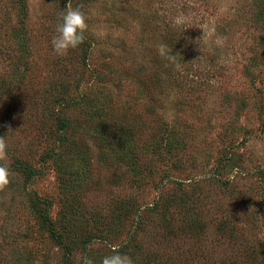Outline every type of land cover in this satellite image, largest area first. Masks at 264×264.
<instances>
[{
  "label": "rangeland",
  "instance_id": "rangeland-1",
  "mask_svg": "<svg viewBox=\"0 0 264 264\" xmlns=\"http://www.w3.org/2000/svg\"><path fill=\"white\" fill-rule=\"evenodd\" d=\"M185 1L71 0L92 35L84 57L75 49L55 53L48 29L56 31L60 15L51 0H27L26 19L14 1L0 0V137L7 144L0 163L14 191L7 213L0 210V244L7 233L27 234L4 246L0 264H79L82 256L100 264L112 246L134 264H264V59L251 61L263 37L238 18L225 32L209 29L234 22L242 0H187L183 10ZM178 15L188 31L200 24L188 65L210 85L191 87L198 91L184 100L189 106L174 90L149 112L148 96L158 90L140 96L122 68L132 59L151 68L154 33L168 29L162 21L176 27ZM204 26L208 35L196 43ZM15 64L20 77L13 78ZM100 92L134 104L126 120L148 129L133 162L118 161L117 146L99 144L82 112L64 105ZM17 163L36 177L12 170ZM96 240L103 243L89 247Z\"/></svg>",
  "mask_w": 264,
  "mask_h": 264
},
{
  "label": "trees",
  "instance_id": "trees-1",
  "mask_svg": "<svg viewBox=\"0 0 264 264\" xmlns=\"http://www.w3.org/2000/svg\"><path fill=\"white\" fill-rule=\"evenodd\" d=\"M14 1V2H13ZM235 3H238L239 0H233ZM13 5L17 4V8L19 13L22 14L23 18H27V9L28 3L27 0H12ZM17 2V3H15ZM51 5L55 6L57 11H59V15L61 16V12L64 11L65 7H60V0H58V4L54 3V0H51ZM186 4L183 2L181 9L187 10L186 7L188 1H185ZM248 2V3H247ZM96 3V2H95ZM249 10L250 15H246V11ZM58 13V12H57ZM240 21L238 23L245 24L248 30L255 35H260L263 38H260L256 44V48L258 53L254 55V58L251 61L258 60L263 61L264 59V0H242L240 3L239 8H235V13H233V20L236 19L234 22H226L224 25L209 27L212 32L216 34V32H225L229 26H233L232 23H236L238 19ZM57 24L60 23V19L56 20ZM53 21V22H54ZM163 27H167L165 31H161L159 33H154V38H156V44L164 43L166 44L171 50L173 54L176 55V64H179V68L176 67V64L169 62L168 60L162 58L159 54H157V58L152 61H148L149 64L152 65L151 68L145 67V64L132 59L130 64H125L122 70L125 71V76L135 81L141 89L140 96H145L146 92L148 91L149 87H152L155 90H158L160 95L153 97V95L148 96L150 104L148 106L147 111L154 112L155 111V104H158L159 100L163 98H167L168 96H172V92L175 90L177 93H180L181 98L179 99V104L182 102L183 107L189 106L185 104V99L189 97L190 94L196 91H192L191 87L199 86L200 88L208 87L210 84L209 82L204 83L202 80L205 78V74L200 70L199 67L194 68L191 65V54L193 52L192 48L194 46V40H191L190 35L196 34L195 29L199 30V22L192 23L190 28L191 30L188 31L185 29V26H176L174 27L171 24L162 21ZM149 23V22H148ZM231 23V24H229ZM213 24V23H212ZM52 26V24H49ZM211 26V23H210ZM165 27V28H166ZM57 29V27H56ZM48 34H55L56 31L48 29ZM225 33L224 35H226ZM86 39L83 44L79 45L75 50H82L81 55L86 57L89 52L92 51V35H85ZM199 38V37H198ZM197 41V40H195ZM156 45V46H157ZM158 52V51H157ZM129 59H126L129 63ZM17 63L19 59H16ZM147 63V64H148ZM75 68V66L73 67ZM19 65L15 64L12 68V77H20L19 73ZM66 70V68H65ZM69 70H71L69 68ZM184 79V80H183ZM64 95L60 98L63 99ZM187 100V99H186ZM136 104V103H135ZM66 109L71 107L73 110H77L82 112V115L86 117L85 121L88 120L87 125L91 128L94 136L93 139L98 141L99 144L102 146L108 147L109 145L117 146L119 150V154L116 155V159L120 162L135 159L134 149L135 143L146 140L149 135L147 134V128L145 124L136 125L130 123V121L126 120L127 112H131L132 107L134 104L125 102L124 104L121 101H111L109 96L102 95L100 92L97 96L93 95L92 97L87 96V94H83L75 99H70L65 103ZM124 105V106H122ZM161 106V104H160ZM161 108V107H160ZM194 107L190 106L188 109H193ZM199 111V109H195ZM196 111V112H197ZM78 123V122H76ZM147 125V124H146ZM62 129L69 130V121L62 119ZM66 143L73 142V135L72 138L66 137L63 139ZM168 138L166 139V143ZM12 170L17 172H22L23 174H28L30 180L36 177V174L32 171V169L26 164H16L13 166ZM14 191L11 189V186H7L3 191H0V210L3 212L8 211V200L9 198L12 199L11 195ZM11 201V200H10ZM31 208L35 209V206L31 203ZM43 223L48 226L49 230L51 231L52 236L60 239L61 237L55 234L54 225L52 221L48 218L47 215L43 217ZM7 240H3L0 244V253L4 251V246L9 245L14 242V244L22 243L20 240L25 238L27 234L14 232V234L7 233ZM12 239V240H11ZM91 237H88L85 240V244H89L91 241ZM27 241V238H25ZM13 245V244H12ZM11 246V245H10ZM13 249L16 247L13 245ZM11 251L12 248L9 247ZM2 260H0V263Z\"/></svg>",
  "mask_w": 264,
  "mask_h": 264
},
{
  "label": "clouds",
  "instance_id": "clouds-1",
  "mask_svg": "<svg viewBox=\"0 0 264 264\" xmlns=\"http://www.w3.org/2000/svg\"><path fill=\"white\" fill-rule=\"evenodd\" d=\"M185 22L183 15H178L174 20V25L179 26ZM87 17L85 13L79 8H74L69 0L64 11L61 12L60 23L56 29V35L52 38V47L55 53L59 56L67 55L70 49H75L79 45L83 44L87 31ZM204 35L198 38L196 43L204 39L207 35V27L201 28ZM158 54L168 60L171 63L176 64V55L173 54L172 50L164 43L157 45ZM179 68V64H176ZM7 158V144L5 137H0V161H5ZM11 173L5 163H0V191H3L10 183ZM103 243L100 240L93 241L89 247H93ZM112 254L105 255L101 258L100 264H134L133 259L122 252L116 247H111ZM79 264H95L94 260L88 256H82L78 258Z\"/></svg>",
  "mask_w": 264,
  "mask_h": 264
}]
</instances>
